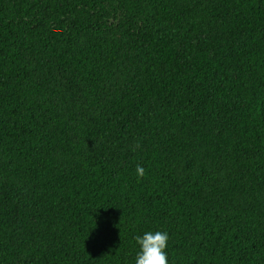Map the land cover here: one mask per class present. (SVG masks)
Returning a JSON list of instances; mask_svg holds the SVG:
<instances>
[{
    "label": "trees",
    "instance_id": "trees-1",
    "mask_svg": "<svg viewBox=\"0 0 264 264\" xmlns=\"http://www.w3.org/2000/svg\"><path fill=\"white\" fill-rule=\"evenodd\" d=\"M157 231L168 264H264V0H0V264Z\"/></svg>",
    "mask_w": 264,
    "mask_h": 264
},
{
    "label": "clouds",
    "instance_id": "clouds-1",
    "mask_svg": "<svg viewBox=\"0 0 264 264\" xmlns=\"http://www.w3.org/2000/svg\"><path fill=\"white\" fill-rule=\"evenodd\" d=\"M139 148V143L134 150ZM136 175L143 177L145 170L141 165L136 166ZM168 234L166 232H146L143 236L135 237L139 251L135 258V264H168L165 249L168 245Z\"/></svg>",
    "mask_w": 264,
    "mask_h": 264
}]
</instances>
